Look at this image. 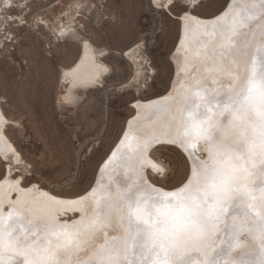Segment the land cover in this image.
I'll return each instance as SVG.
<instances>
[{
	"label": "rangeland",
	"instance_id": "374dc122",
	"mask_svg": "<svg viewBox=\"0 0 264 264\" xmlns=\"http://www.w3.org/2000/svg\"><path fill=\"white\" fill-rule=\"evenodd\" d=\"M226 1L200 0L194 12L213 15ZM178 2L168 9L153 0H12V10L0 12V106L26 162L24 183L37 180L63 195L90 186L133 113L132 100L164 93L172 82L178 17L187 9ZM62 24L70 26L65 36ZM84 40L106 49L111 70L102 85L74 89L63 100L64 70L78 61ZM133 47L148 59L152 76L137 81L144 85L138 92L119 91L133 76ZM151 154L171 173L164 180L150 173L157 183L175 184L190 167L176 147ZM3 168L0 160V177Z\"/></svg>",
	"mask_w": 264,
	"mask_h": 264
},
{
	"label": "snow or ice",
	"instance_id": "6c2138e0",
	"mask_svg": "<svg viewBox=\"0 0 264 264\" xmlns=\"http://www.w3.org/2000/svg\"><path fill=\"white\" fill-rule=\"evenodd\" d=\"M13 7L12 0H0V12H10ZM259 8L264 16V0ZM214 27L224 41L221 51H226L235 35L236 20H217ZM224 91L226 102L219 115L209 106L217 98L209 96L196 106L204 111L186 109L187 117L179 124L173 122L167 131L161 129L158 135H164L165 141L154 135L143 143L137 140L135 148L129 144V149L139 152L142 162L161 180L171 173L163 163L144 155L153 144L177 145L200 155V159L191 169L186 166L183 177L171 185L157 187L146 181L145 174L136 173L139 183L130 187H136L142 195L124 192L115 205L124 213L123 241L120 237L108 238L106 229L117 231L118 225L113 222L114 213L103 215V205L94 215L72 220L71 224H60L52 210L45 209V222L35 234L32 226L24 225L23 213L8 206L6 215L0 208V264H221V258L223 264H264V68L257 71L254 64L238 91ZM201 142L206 159L197 152ZM42 199L57 205L81 203L57 200L47 193ZM253 213L256 224L248 231L259 239L260 251L248 256L259 259L228 260L226 253L245 228L243 218ZM100 235L104 243L92 256L81 258V250L93 246ZM218 241L221 247L216 246Z\"/></svg>",
	"mask_w": 264,
	"mask_h": 264
},
{
	"label": "bare ground",
	"instance_id": "6f19581e",
	"mask_svg": "<svg viewBox=\"0 0 264 264\" xmlns=\"http://www.w3.org/2000/svg\"><path fill=\"white\" fill-rule=\"evenodd\" d=\"M153 1L155 5H163L161 8L170 9L178 1L187 6V9L179 14L180 25L175 42L177 45L172 53L176 60L173 61L175 74L173 73L172 82L164 93L132 100L130 106L133 113L126 118L121 135L102 160L90 186L84 192L77 195H63L43 186L37 180L28 184L24 183L26 162L6 132L10 119L0 106V114L3 115V120H0V160L4 163L3 174L0 177V208L5 210V215L8 206L14 207L17 213H23L24 225L32 226V234L43 226L46 218L45 209L50 208L60 224H71L72 220L79 221L85 215H94L97 207L103 205V215L114 213L113 222L118 225L117 231L106 229L108 238L120 237L123 241L125 235L123 228L126 225L122 224L121 218L124 213L115 205L124 192L131 191L142 195L136 187H130L139 183L136 173L145 174L148 183L155 184L157 187L163 186L151 178L150 173L154 176L156 174L151 171L146 162H142L139 152L129 149V144L135 148L137 140L143 143L154 135H157L158 140L165 141L164 135H158L161 129L167 131L170 123L179 124L182 118L187 117L186 109L195 110L197 113L204 111L202 107L196 109V106L202 105L209 96L214 95L217 98L211 101L209 106L216 115H219L223 110V102H226L224 100L225 88L234 94L246 83L254 64L257 71L264 68V16L259 14L261 0H229L220 11L209 16L194 12L200 0ZM232 18H235L237 23L235 35L227 50L221 51L224 41L219 29L214 25L217 20L228 19L231 22ZM58 31L61 36H65L69 33L70 26L62 24ZM106 53L105 48L96 50L87 40L82 42L78 61L72 68L64 70L66 75L64 84L68 88L62 93L63 100H66L74 89H86L90 86L96 88L102 85L106 78L105 75L108 70H111L110 65L103 60ZM128 53L133 54L136 64L133 76L130 81L117 89L119 91L128 89L140 91L144 85L142 86L137 81L141 78L149 79L152 76V71L148 67L149 61L138 53L137 47H133ZM197 92L200 95H196ZM218 104L220 107H217ZM161 147L178 148L190 164L189 169L194 167L196 159H200V155L190 154L177 145L166 142L153 144L144 155L155 160L151 152ZM197 152L202 154L204 159L207 158L203 142L197 146ZM251 182L256 181L253 179ZM110 185L111 190L109 191ZM45 193L49 196H56L57 200L81 201V203L57 205L50 203L47 199H42ZM93 195L96 196V200L93 199ZM254 215L253 213L252 216L243 218L245 228L233 240L234 247L226 253L228 260L259 259L258 256H248L249 253L260 251L259 239L248 231L256 224ZM236 222L239 223V219ZM102 243H104V237L100 235L93 246L81 250V258L92 256L95 248ZM216 246L221 247L222 245L218 241ZM120 253L121 256L124 255L123 242L120 245ZM209 254L211 255V252ZM223 260L224 258H221V264Z\"/></svg>",
	"mask_w": 264,
	"mask_h": 264
},
{
	"label": "water",
	"instance_id": "95a60500",
	"mask_svg": "<svg viewBox=\"0 0 264 264\" xmlns=\"http://www.w3.org/2000/svg\"><path fill=\"white\" fill-rule=\"evenodd\" d=\"M229 2V0H227L226 1V5H227V3ZM178 19H179V17H178ZM177 44H175V46H176ZM171 63H172V68H173V72H172V74L174 73L175 74V66H174V63L172 62V60H171ZM172 77H173V75H172ZM171 81V80H170Z\"/></svg>",
	"mask_w": 264,
	"mask_h": 264
}]
</instances>
